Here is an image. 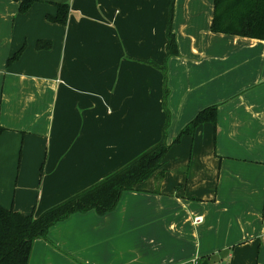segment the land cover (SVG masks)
I'll return each instance as SVG.
<instances>
[{"label": "crops", "instance_id": "0c3cea01", "mask_svg": "<svg viewBox=\"0 0 264 264\" xmlns=\"http://www.w3.org/2000/svg\"><path fill=\"white\" fill-rule=\"evenodd\" d=\"M169 1L0 0L1 206L38 216L161 139L163 76L146 61H164ZM62 2L65 25L47 18ZM212 12L173 1L166 141L207 106L215 122L113 210L51 225L28 264H264V40L211 31Z\"/></svg>", "mask_w": 264, "mask_h": 264}, {"label": "trees", "instance_id": "16d2710c", "mask_svg": "<svg viewBox=\"0 0 264 264\" xmlns=\"http://www.w3.org/2000/svg\"><path fill=\"white\" fill-rule=\"evenodd\" d=\"M19 1V11L25 12L33 0ZM173 1H169L166 26V47L164 61L161 65L146 61L159 69L163 76L162 107L165 111L161 139L127 164L89 186L88 188L47 208L38 216L33 213L23 214L12 208L0 205V264H28L32 243L37 238H45L48 228L54 223L67 218L74 212L94 209L99 214L113 210L123 191L132 190L134 186L157 172L162 159L172 144L178 143L185 134H193L196 127L204 122H215L217 107L207 106L196 113L178 132L171 143L166 141V127L170 112L167 107V59L177 54L174 33L172 32ZM56 12L47 18L55 23L65 25L69 14V4L55 3ZM213 32L240 35L264 40V0H213V12L210 23ZM46 43L39 40L37 47ZM21 48L8 58L10 63L17 59ZM3 128L0 126V131ZM159 177L163 173L158 172Z\"/></svg>", "mask_w": 264, "mask_h": 264}]
</instances>
